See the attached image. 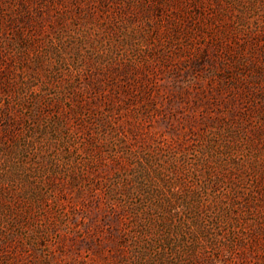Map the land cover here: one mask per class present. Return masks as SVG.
Wrapping results in <instances>:
<instances>
[{
  "label": "rangeland",
  "instance_id": "rangeland-1",
  "mask_svg": "<svg viewBox=\"0 0 264 264\" xmlns=\"http://www.w3.org/2000/svg\"><path fill=\"white\" fill-rule=\"evenodd\" d=\"M0 264H264V0H0Z\"/></svg>",
  "mask_w": 264,
  "mask_h": 264
}]
</instances>
